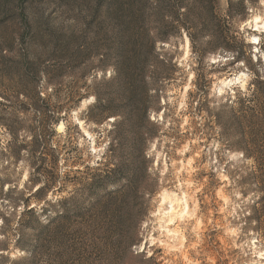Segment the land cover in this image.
<instances>
[{
    "label": "trees",
    "instance_id": "trees-1",
    "mask_svg": "<svg viewBox=\"0 0 264 264\" xmlns=\"http://www.w3.org/2000/svg\"><path fill=\"white\" fill-rule=\"evenodd\" d=\"M251 5V0H226L222 10L219 0H0V137L6 136L0 161L17 163L25 156L32 168L31 188L38 185L25 200H7L13 212L21 211L13 247L25 255L11 264H38L34 259L41 246L27 249L22 242L27 229L38 231L32 235L37 244L40 234L46 237L44 264H119L123 237L119 222L108 214L131 186L134 172L120 174L110 163L117 157L113 135L123 127L128 148L145 161V145L161 130L150 116L165 112L164 83L180 70L173 55L161 52L163 45L185 37L198 64L224 54L231 57L228 65L240 63L246 47L229 23L246 18ZM107 69L112 70L109 78ZM189 69L194 88L189 97L199 109L198 70ZM86 100L91 102L78 114L85 123L101 126L113 119L108 148L103 159L86 166L84 150L71 149L70 167L81 178L70 181L66 172L60 177L54 169L71 141L67 134L64 142L53 141L56 128L66 127ZM222 111L229 116L226 127L218 121ZM207 114L215 118L220 136L236 139L228 151L255 165L249 174L252 187L243 182L256 195L243 222L264 243V81L251 82L243 99L228 100L217 113ZM162 118L163 123L166 115ZM0 183L12 184L8 178ZM67 186L73 189L62 197ZM49 192L53 199L46 201L47 194L41 196ZM31 198L43 202L39 211L29 209ZM0 224V236L6 238L2 229L10 222L2 218ZM0 251H7L3 241Z\"/></svg>",
    "mask_w": 264,
    "mask_h": 264
},
{
    "label": "rangeland",
    "instance_id": "rangeland-1",
    "mask_svg": "<svg viewBox=\"0 0 264 264\" xmlns=\"http://www.w3.org/2000/svg\"><path fill=\"white\" fill-rule=\"evenodd\" d=\"M219 1L221 9H225L226 0ZM251 1L247 17L229 23L233 34L246 47L242 50L240 63L228 65L231 57L224 54L211 55L198 64L191 56L185 37L163 45L161 52L173 55L180 70L173 80L164 83L161 105L166 104L165 112L162 110L150 116L161 130L158 138L145 145V161H141L138 152L128 148L123 127L113 135L117 140L113 148L117 157L110 163H116L120 174L134 172L131 186L116 197L111 209L113 214H108L109 219L119 222L123 237L119 264H264V243L246 229L243 222L248 213L247 205L256 196L253 191H246L248 186L245 188L243 182L252 187L249 174L255 165L241 161L240 156L228 151L227 146L236 139L220 136L215 118L207 114L217 113L228 100L243 99L251 82L264 81V29H261L264 0ZM218 62L227 65L223 68L210 66ZM189 67L198 70L197 84L203 91L198 97L196 95L199 109L189 97V93L194 92ZM105 74L109 78L112 70L107 69ZM90 102L83 101L79 111L72 112L66 127L61 124L56 128L58 137L53 142H64L67 134L66 140L71 144L65 146L68 154L62 156L54 170L60 177L66 172L70 181L73 177L81 178L70 167L71 149L84 150L82 163L85 166L103 159L107 152L108 131L113 119L101 126L85 123L78 114ZM163 114L166 121L162 123ZM219 116L221 126H228V113L222 111ZM5 140L6 136L2 135L0 144ZM50 167L47 164L45 169ZM31 169L25 156L17 163L0 161V179L8 178L12 182L3 187L0 183V223L2 218L10 222L9 227L2 229L6 238L0 236V241L7 247V251H0V264H11L25 256L13 247L14 225L21 211L13 212L7 200H25L29 193L35 192L38 185L31 188ZM121 184L126 185L125 178ZM7 187L11 188L7 190ZM67 187L61 193L62 197L73 189V186ZM6 194L8 198H5ZM46 194V201L53 199L50 192L41 197ZM42 203L31 198L29 209L35 207L39 211ZM37 232L25 230L22 242L27 249L35 250L36 246H41L34 262L44 264L45 258L40 257L45 250L46 237L40 234L41 240L37 244L32 238ZM18 264H32V261Z\"/></svg>",
    "mask_w": 264,
    "mask_h": 264
},
{
    "label": "bare ground",
    "instance_id": "bare-ground-1",
    "mask_svg": "<svg viewBox=\"0 0 264 264\" xmlns=\"http://www.w3.org/2000/svg\"><path fill=\"white\" fill-rule=\"evenodd\" d=\"M261 28V27H260ZM261 29H264V25L262 26V28ZM256 30V29H255Z\"/></svg>",
    "mask_w": 264,
    "mask_h": 264
}]
</instances>
